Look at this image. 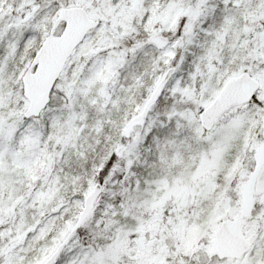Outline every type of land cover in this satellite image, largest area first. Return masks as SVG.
Segmentation results:
<instances>
[{"label":"snow or ice","instance_id":"snow-or-ice-1","mask_svg":"<svg viewBox=\"0 0 264 264\" xmlns=\"http://www.w3.org/2000/svg\"><path fill=\"white\" fill-rule=\"evenodd\" d=\"M0 264H264V0H0Z\"/></svg>","mask_w":264,"mask_h":264}]
</instances>
